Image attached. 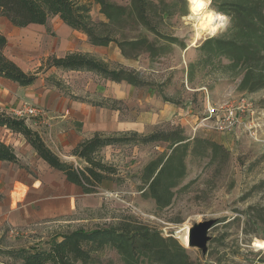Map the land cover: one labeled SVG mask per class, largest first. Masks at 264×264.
Segmentation results:
<instances>
[{
    "label": "rangeland",
    "instance_id": "1",
    "mask_svg": "<svg viewBox=\"0 0 264 264\" xmlns=\"http://www.w3.org/2000/svg\"><path fill=\"white\" fill-rule=\"evenodd\" d=\"M152 1L164 12L163 19L153 13L151 21L160 22L161 32L180 41L168 47L155 34L139 29L158 49L166 46L156 56L132 48L123 52L114 42L109 46H93L87 35L79 31H75L73 43L62 48L57 35L59 18L50 19L51 27L43 32L18 28L6 18L0 19V29L8 38L6 53L25 71L38 70L50 56L84 51L104 60L111 69L131 71L148 83L137 87L125 81L105 82L90 72H62L55 67L39 74L41 89H54L64 98L77 97L85 100V104L93 103L95 111L104 113L107 119L99 125L102 131L150 135L178 129L188 142L184 157L186 175L173 190L174 197L168 207L157 208L146 191V184L142 190V177L152 160L171 154L170 143L154 141L140 146L108 147L103 154L118 165L121 181L109 180L97 193L79 200L73 215L32 223L19 229V234L13 233L12 227L1 226L0 261H8L7 251L32 246L47 248L61 235L77 229L96 230L131 223L177 239L196 264H264V249L252 248L253 240L264 242V88L253 93L242 91L239 89L242 76L229 77L212 66L197 67L190 82L189 64L198 59L197 47L208 38L225 35L230 16L221 12L228 18L225 28L193 44L195 22L190 18L189 0ZM113 2L131 4V0ZM216 4L211 0L209 7L218 11L223 6L221 0ZM92 15L97 21H106L99 6L94 7ZM223 64L228 61L223 60ZM241 98L251 99L253 114L245 110L240 115L242 123L233 132L214 130L213 122L223 113L222 109ZM30 105L35 103L8 92L0 79V109L26 118L53 145L50 124L62 120L61 111L50 108L51 118L42 121L21 113ZM211 108L216 109L217 117L204 121ZM64 123L66 131H82L80 121L68 118ZM0 137L9 139L10 135L0 130ZM58 149L64 161L76 162L68 149ZM210 219H216L217 224L209 232L208 252L203 255L201 250L186 245L178 231ZM94 256L100 264H123L121 256L111 247Z\"/></svg>",
    "mask_w": 264,
    "mask_h": 264
},
{
    "label": "trees",
    "instance_id": "2",
    "mask_svg": "<svg viewBox=\"0 0 264 264\" xmlns=\"http://www.w3.org/2000/svg\"><path fill=\"white\" fill-rule=\"evenodd\" d=\"M217 1L213 0L215 5ZM221 2L223 6H219L218 12L230 16L227 32L208 38L197 47L198 59L189 64L188 79L193 81L199 66L218 67L226 76H242L240 90L257 92L264 88V0ZM95 6H99V12L106 21L94 19L92 11ZM158 6L152 0H131L130 6L119 5L113 0H0V19L6 18L13 26L25 28L31 24L46 25L50 19L58 17L72 29L86 34L93 46H109L114 42L123 52L132 48L156 56L166 46L158 49L154 41H150L139 29L155 34L168 47L180 44L178 37L159 30L160 22L151 21L153 13L163 19L164 11H160ZM7 46L8 38L0 29V78L21 87L33 85L39 74L51 67L62 71L91 72L104 80L125 81L137 87L148 84L131 71L113 70L104 60L82 51L67 52L61 57L50 56L38 70L25 71L7 55ZM223 60H227L228 64H223ZM3 128L22 135L41 159L60 171L69 182L81 187L86 194L97 193L104 181H121L118 165L107 160L103 154L108 147L140 146L154 141L170 143L171 154L167 158L152 160L144 168L142 177V190H145L146 184V191L155 200L158 209L171 205L173 190L186 175L184 157L188 142L178 129L150 135L134 131H97L72 150L76 162H67L48 146L43 134L32 128L26 118L0 110V129ZM0 161L20 164L13 145L2 139ZM48 245L47 248L32 246L7 251L8 261H0V264H100L94 254L106 247L115 249L123 264H196L177 239L163 237L159 231L142 224L123 223L96 230L77 229L61 235L60 239Z\"/></svg>",
    "mask_w": 264,
    "mask_h": 264
},
{
    "label": "crops",
    "instance_id": "3",
    "mask_svg": "<svg viewBox=\"0 0 264 264\" xmlns=\"http://www.w3.org/2000/svg\"><path fill=\"white\" fill-rule=\"evenodd\" d=\"M50 27L48 21L46 25L31 24L25 28L43 32ZM75 31L62 21L60 22L57 28V35L61 39L62 48H67L73 43ZM62 72L82 73L83 71ZM0 79L8 92L17 93L24 100L48 110L51 108L53 110L57 109L58 112L61 111L59 117L62 120L57 123L53 121L50 124L52 135L50 133L49 135L53 145L46 140L48 146L60 157L59 147L68 149L71 154L79 143L90 137L94 132H105L100 129L99 125L106 122L107 119L104 113L95 111L93 103L86 102L88 104H85V100L77 97H70L74 100L64 98L54 89H41L38 85L39 78L29 87H21L15 82L3 78ZM6 112L13 115L8 111ZM68 118L80 121L82 131H66L65 126L67 125L64 122ZM28 124L38 130L37 127L29 122ZM0 130H5L9 133V139L1 137L0 139L13 145L20 162V164H15L0 161V227L7 225L12 227L11 231L13 233L19 234V229L32 223L73 215L77 210V202L85 200L84 198L92 195L84 193L81 187L69 182L60 171L55 170L41 159L22 135L12 133L4 128ZM105 182L107 181H104L102 186Z\"/></svg>",
    "mask_w": 264,
    "mask_h": 264
},
{
    "label": "built area",
    "instance_id": "4",
    "mask_svg": "<svg viewBox=\"0 0 264 264\" xmlns=\"http://www.w3.org/2000/svg\"><path fill=\"white\" fill-rule=\"evenodd\" d=\"M245 110H248V112L253 114L254 103L250 98H241L236 104L227 105L224 109H222L223 113L218 117L216 116V109L211 108L209 115L203 120L207 121L211 120L213 117H217L213 122L214 130L219 132H233L239 126V124L242 123V118L240 115L243 114ZM21 113H24L26 116L39 118L42 121H48L51 118L49 110L38 105H30ZM21 118L24 117L22 116Z\"/></svg>",
    "mask_w": 264,
    "mask_h": 264
},
{
    "label": "bare ground",
    "instance_id": "5",
    "mask_svg": "<svg viewBox=\"0 0 264 264\" xmlns=\"http://www.w3.org/2000/svg\"><path fill=\"white\" fill-rule=\"evenodd\" d=\"M190 18L195 22V38L193 44H196L200 39H205L207 36H214L223 30L228 22V18L225 21L215 19L217 14L227 17L221 12H218L207 6H198L197 3H190ZM185 226V225H184ZM189 226L181 228L178 233L180 238L189 245Z\"/></svg>",
    "mask_w": 264,
    "mask_h": 264
},
{
    "label": "water",
    "instance_id": "6",
    "mask_svg": "<svg viewBox=\"0 0 264 264\" xmlns=\"http://www.w3.org/2000/svg\"><path fill=\"white\" fill-rule=\"evenodd\" d=\"M217 224L216 219H210L194 224L189 230V247L202 251L203 255L208 252V243L211 240L209 232Z\"/></svg>",
    "mask_w": 264,
    "mask_h": 264
},
{
    "label": "clouds",
    "instance_id": "7",
    "mask_svg": "<svg viewBox=\"0 0 264 264\" xmlns=\"http://www.w3.org/2000/svg\"><path fill=\"white\" fill-rule=\"evenodd\" d=\"M190 3H195V2H194V0H190ZM209 4H211V0H203V5L204 6H207ZM215 19L220 20V21H225L227 19V17H224V16H221V15L217 14L215 16ZM252 248L254 250H257V251L261 250V249H264V242H258L256 240H253Z\"/></svg>",
    "mask_w": 264,
    "mask_h": 264
},
{
    "label": "snow or ice",
    "instance_id": "8",
    "mask_svg": "<svg viewBox=\"0 0 264 264\" xmlns=\"http://www.w3.org/2000/svg\"><path fill=\"white\" fill-rule=\"evenodd\" d=\"M195 3H197L198 6H203V0H194Z\"/></svg>",
    "mask_w": 264,
    "mask_h": 264
}]
</instances>
